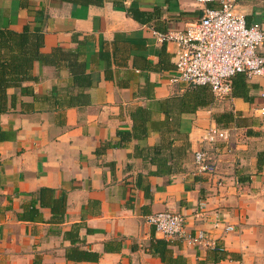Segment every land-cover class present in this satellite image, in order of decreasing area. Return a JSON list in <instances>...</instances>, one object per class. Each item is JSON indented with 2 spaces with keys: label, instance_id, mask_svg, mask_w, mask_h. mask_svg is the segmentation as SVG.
Returning <instances> with one entry per match:
<instances>
[{
  "label": "crops",
  "instance_id": "0c3cea01",
  "mask_svg": "<svg viewBox=\"0 0 264 264\" xmlns=\"http://www.w3.org/2000/svg\"><path fill=\"white\" fill-rule=\"evenodd\" d=\"M234 1L264 28V0ZM200 15L195 0H0V31L13 38L0 63L21 66L0 85V264H264V77L182 114L162 165L142 149L167 136L148 107L188 86L171 81L177 44L157 32ZM222 111L224 124L213 116ZM212 125L229 137L206 146L213 172L197 173L193 153ZM161 210L211 243L161 237L146 220Z\"/></svg>",
  "mask_w": 264,
  "mask_h": 264
},
{
  "label": "built area",
  "instance_id": "2783aa9c",
  "mask_svg": "<svg viewBox=\"0 0 264 264\" xmlns=\"http://www.w3.org/2000/svg\"><path fill=\"white\" fill-rule=\"evenodd\" d=\"M195 1L201 5L198 20L183 30L157 32V36L177 44L175 69L170 78L173 83L207 85L216 100H223L231 95L237 73H243L247 79L264 77V51H258L264 42V28L258 22L248 24L244 16L236 12L234 0ZM261 94L264 96V91ZM256 110L264 117V104ZM228 137L229 130L216 125L203 132L201 141L205 145L193 153L197 173L213 172L206 146L216 147L217 140ZM261 203L264 206V185ZM146 220L165 239L178 238L198 245L211 243L204 230L188 231L184 216L179 212L156 211L148 214ZM225 229L233 227L229 225Z\"/></svg>",
  "mask_w": 264,
  "mask_h": 264
},
{
  "label": "trees",
  "instance_id": "16d2710c",
  "mask_svg": "<svg viewBox=\"0 0 264 264\" xmlns=\"http://www.w3.org/2000/svg\"><path fill=\"white\" fill-rule=\"evenodd\" d=\"M73 3H80V4H101L103 0H67ZM10 33L4 35L3 31H0V38H3V41L0 42V49L2 46L7 44L6 38H11ZM24 35V34H23ZM12 36V35H11ZM24 36H20L19 42L24 40ZM40 41V37L36 38ZM13 41V38H11ZM14 42L16 40L14 39ZM20 65L15 64L12 62L9 64V69L4 64L0 63V85L6 84L8 79L4 78L5 72H9L15 81L16 75L15 72L20 70ZM247 78L243 73H237L233 78V86L232 91L233 94H237L238 92L235 91H246V80ZM240 93V92H239ZM232 94V92H231ZM214 101V96L207 85H188L183 93L181 94H174L166 99H154L151 106L148 107V111L154 112H162L164 114L163 118L151 120V127L153 129L159 130L162 134H167L166 137L163 136L161 143L156 146H144L142 149L147 150L148 154H144V156H149L152 162H155L158 165H162L165 161V157L162 154V150L164 148H169L173 145L174 136L172 134L179 133V118L182 114L185 113H193L197 109L210 105ZM153 110V111H152ZM147 111L138 108L135 109L133 112L130 113L131 117L137 120L140 119L142 123L135 124V127H141L143 125V121H145V113ZM232 113L230 111H222L220 113H214V119L217 123L224 124V121L229 120L231 118ZM119 135L123 140L127 137H130L129 132L127 131H119ZM181 152V151H180ZM179 152V153H180ZM183 152V153H182ZM180 154L185 155L186 150L183 149ZM184 157H180L179 159L174 160V170L180 169V163L183 161ZM178 164V165H177ZM177 165V166H175ZM162 167V166H161ZM162 169V168H161ZM171 167H168L167 170H162V173H170ZM158 247H166L165 242L161 239L156 240Z\"/></svg>",
  "mask_w": 264,
  "mask_h": 264
}]
</instances>
